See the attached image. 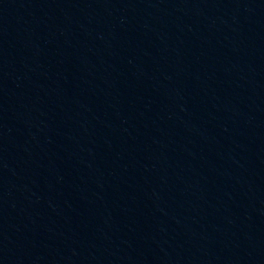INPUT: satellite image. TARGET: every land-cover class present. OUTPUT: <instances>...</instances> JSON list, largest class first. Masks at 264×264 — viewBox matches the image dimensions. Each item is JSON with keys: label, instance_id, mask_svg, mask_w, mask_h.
I'll use <instances>...</instances> for the list:
<instances>
[{"label": "water", "instance_id": "1", "mask_svg": "<svg viewBox=\"0 0 264 264\" xmlns=\"http://www.w3.org/2000/svg\"><path fill=\"white\" fill-rule=\"evenodd\" d=\"M0 264H264V0H0Z\"/></svg>", "mask_w": 264, "mask_h": 264}]
</instances>
